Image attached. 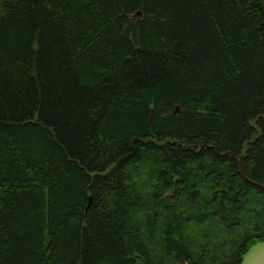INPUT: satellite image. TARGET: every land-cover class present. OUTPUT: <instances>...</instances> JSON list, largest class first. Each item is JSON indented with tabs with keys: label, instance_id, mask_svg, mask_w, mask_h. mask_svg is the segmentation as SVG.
<instances>
[{
	"label": "trees",
	"instance_id": "obj_1",
	"mask_svg": "<svg viewBox=\"0 0 264 264\" xmlns=\"http://www.w3.org/2000/svg\"><path fill=\"white\" fill-rule=\"evenodd\" d=\"M264 0H0V264H241L264 240Z\"/></svg>",
	"mask_w": 264,
	"mask_h": 264
},
{
	"label": "water",
	"instance_id": "obj_2",
	"mask_svg": "<svg viewBox=\"0 0 264 264\" xmlns=\"http://www.w3.org/2000/svg\"><path fill=\"white\" fill-rule=\"evenodd\" d=\"M232 156L238 160L239 158L237 156H234L233 153H231ZM240 167H241V171L242 174L244 175V177L247 178V175L244 171V167L242 165V163L240 162ZM248 179V178H247ZM249 180V179H248ZM251 183L256 184L262 188H264L263 184L260 183H256L255 181L249 180ZM241 264H264V240H262L261 242L253 245L242 257V261Z\"/></svg>",
	"mask_w": 264,
	"mask_h": 264
}]
</instances>
